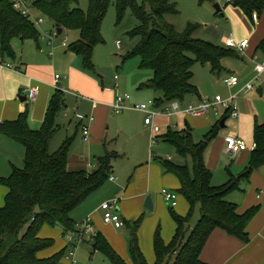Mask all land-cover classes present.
I'll use <instances>...</instances> for the list:
<instances>
[{
    "label": "trees",
    "instance_id": "1",
    "mask_svg": "<svg viewBox=\"0 0 264 264\" xmlns=\"http://www.w3.org/2000/svg\"><path fill=\"white\" fill-rule=\"evenodd\" d=\"M112 1L91 0L89 11L85 12L76 7L79 0H35L34 11L54 22L57 32L63 29L78 33L69 52L81 56L85 68L93 69L94 50L103 43L102 26ZM206 1L215 0H200L201 3ZM143 3L141 7L137 0H117L120 19L132 9L139 21L130 33L139 41L126 54L124 62L139 58L141 68L153 72L146 87L161 95L156 100L158 106L184 102L187 96L199 94L193 83L195 64L209 66L213 73L221 74L224 60L237 56L234 49L193 38L195 26H190L184 33L177 32L165 20L167 14L177 13L171 0H143ZM146 5L150 6L151 12H147ZM231 5L240 8L251 21L255 13L259 18L264 13V0H231ZM38 27L32 18L14 8L12 0H0V57L15 60V42L39 41L42 34ZM258 50L264 52V41ZM65 107V94L57 90L41 130L30 129L27 115L16 122L0 125L1 134L22 143L26 149L25 167L15 168L9 178L0 177V185L9 191L5 205L0 207V264H58L65 250L47 259L39 256L55 244L53 239L40 237L42 228L45 225L59 228L66 237L77 232L72 213L111 177L113 162L119 156L116 153L107 152L98 157V166L93 172L69 170L72 139H67L58 151L51 153V142L60 130L57 119ZM220 124L217 123L199 143L195 142L190 129L170 130L164 136L165 142L172 145L180 157L192 160V170L188 165L160 161L166 172L180 180L181 188L177 193L188 201L190 212L182 216L169 206L177 232L167 244L158 228L154 238L155 264H206L201 255L217 229L249 242L247 228L260 208L239 214L238 206L227 198L240 191L241 185L250 182L252 174L264 167V123L255 125L256 149L248 167L240 176H231L226 184L216 187L212 184L213 174L206 165L205 153L210 142L218 136ZM198 208L201 217L192 228L191 221ZM141 222L134 223L129 239L133 264H149L139 246ZM93 250L103 253L111 264H127L101 233L93 238Z\"/></svg>",
    "mask_w": 264,
    "mask_h": 264
},
{
    "label": "crops",
    "instance_id": "2",
    "mask_svg": "<svg viewBox=\"0 0 264 264\" xmlns=\"http://www.w3.org/2000/svg\"><path fill=\"white\" fill-rule=\"evenodd\" d=\"M220 12L222 17H225L224 10L221 9ZM251 22L255 24L254 21ZM255 25L257 29L251 39L247 38L244 34V40L248 39L250 41L249 46L244 53L234 49L237 56L224 60V70L221 74L213 73L210 69L212 76L220 78L224 73L228 75L234 74L238 75L241 80V84L236 88H230L225 83L227 86V90L225 91L227 96L230 97L233 94H238L240 101V117L238 119L228 118L227 120V122L229 119L232 120L235 128L232 129L227 127L226 122L225 128H221L218 136L210 142L205 153L206 165L213 174L212 184L216 181L215 172H217L222 166H225V169L221 171L220 176L221 180L225 181V184L231 179V176L238 177L244 172L249 165L251 154L254 151L255 125L256 123H264V76H262L261 81H254L256 72L254 71V64L252 63V58L256 55L261 59H264V52L258 50L260 44L264 41V13L262 17H260L259 23ZM54 31L57 32V30ZM54 31L53 29L50 32L45 31L46 34L47 32L49 33L50 39L47 38V35H42L39 41L26 40L24 42H15L14 50L16 52V59L6 60L15 65V70L0 68V125L7 122H16L21 116L27 115L30 129L34 131L41 130L49 105L57 90H61L65 94L66 107L64 111L68 108L66 95H78L77 99H88L87 96H82L78 91L84 92L83 85L85 81H93L89 77L81 75L76 70L70 69L71 59L68 55V51L65 52V57L61 56L59 59L56 58L54 52L55 38L60 35L52 38V33ZM64 32L65 31L63 30L62 34H64ZM78 37L79 34H75V41ZM225 40L221 42L222 46H226ZM49 49H51V51ZM233 59L237 60L235 61L236 63L231 61ZM59 70L69 71L71 75L70 78L67 79L65 90L62 89V79L58 84L56 83V75H59ZM250 82H253L255 85V91L247 94L241 92V89ZM114 86L116 87L114 88L115 90L119 88V79H115ZM32 88H37L39 90V95L35 101L29 98L27 92ZM197 88L199 94L189 95L186 97L188 100L185 99V103H198L201 100L210 99L202 94V90L198 86ZM148 89L153 90L152 88ZM105 90L111 91L112 87L106 88ZM153 91L156 94V98L151 101H156L161 95L155 90ZM130 101L128 102V105H130ZM113 103L100 105L92 102L93 113L95 112L98 116V124L96 125H93L95 122L94 114L91 116H83V120H81L78 126L81 128L84 126L90 127V139L92 136L94 137V135H96L98 126L103 120H106L109 112L112 111L114 113L112 108ZM139 113L144 116V125L142 123L144 131L147 129V126L145 125L146 114L143 112ZM120 114H123V112ZM91 118H94V121H91ZM221 121L212 117L192 118L184 115L158 117L155 122L161 127V133L156 135V137L168 144L165 142L164 136L170 130L184 131L190 129L195 140V135L206 136L211 129ZM163 127H165L164 130ZM225 129L227 130L222 136V130ZM230 135H236L245 140L248 144L249 151H245L235 157H230L227 154L226 144V138ZM152 136L153 134L151 132V139ZM83 137L85 140L84 133ZM53 141L51 142V145ZM105 142L102 145L105 154L109 152L119 155L113 162L112 174L107 182V184L111 183L112 185L108 187L107 184H105L106 187L103 186L101 189L93 193L72 213V219L76 223V229L79 231L84 221L89 219L93 225L95 235L101 233L116 253L127 264H133L129 250V235L124 232L122 234L121 230L127 228L130 231L129 234H131L134 223L141 220L142 222L138 230L139 246L146 261L149 264H155L157 257L154 238L158 228H160L162 238L167 244L173 240L177 232V224L170 214L169 204L162 193L163 190L166 189L178 195L177 206L175 207L178 214L187 216L190 212L188 201L185 197L177 193L181 188V182L174 174L166 172L162 164L159 165L156 163L158 158L156 160L154 155L151 154L148 156L146 150L142 152L141 158H139L137 162L129 163L125 167L123 163L117 165L116 162L119 158L123 157V154L121 153L120 155L118 151L109 149V145ZM195 142L197 141L195 140ZM25 155L26 149L22 143L0 133V177L9 178L15 168L23 169L25 167ZM225 156L231 160L230 165H222V160ZM97 158L98 156L94 157V163H90L82 157L71 159L70 156L69 170H86L93 172L98 166L96 163ZM131 173L134 174L135 179L130 177V181L127 183V177L128 175H131ZM132 179L134 181H132ZM214 185H217L216 182ZM8 192L9 191L6 187L0 185V207L5 205V199ZM117 192H123L121 198H116L115 194ZM235 194H240L241 197L233 198V196H236ZM149 195L152 196L154 204L153 211H149L145 208V202ZM115 199L119 201L118 212L125 223V226L120 229L104 222L102 205ZM227 199L229 202L238 206L239 214H244L252 208H260L258 214L247 228L249 242L245 243L240 239L231 236L225 230L217 229L213 232L204 248L201 260L206 264H264V167L255 171L251 176L250 182L242 184L241 190L232 193ZM165 202L167 205H165ZM148 213L149 216H147ZM40 237L43 239H53L56 244V246L54 244L55 247L53 246L51 249L40 253V258L47 259L64 250L65 252L67 251V253L69 252V243L62 241V238L66 236H64L61 229L45 225L40 232ZM93 238L90 236L85 242L91 245L92 256L103 254L93 250ZM63 263L71 264L67 257ZM77 264H79V260Z\"/></svg>",
    "mask_w": 264,
    "mask_h": 264
},
{
    "label": "rangeland",
    "instance_id": "3",
    "mask_svg": "<svg viewBox=\"0 0 264 264\" xmlns=\"http://www.w3.org/2000/svg\"><path fill=\"white\" fill-rule=\"evenodd\" d=\"M14 1V0H12ZM91 0H79L76 5L77 8L88 12L90 8ZM176 6L177 13L167 14L165 20L167 23L175 27L177 32L184 33L190 26H195L196 30L193 34V38L212 42L217 45H221V42L226 38H233L236 42H242L244 40V34L247 38L251 39L256 25L253 24L248 17L238 7H234L228 4L226 0L206 1L201 3L200 0H171ZM139 6H143V0H137ZM219 4L221 9L224 10L225 17H222L220 13L215 9V5ZM147 12H151L149 5H146ZM34 18H42L45 23L38 28L41 34L47 35L50 39V35L45 31L56 30L54 22L34 11ZM139 25V21L136 18L132 9L127 10L122 19L119 17L117 10V0H113L102 26L103 43L99 44L93 55V69H87L84 66V62L81 56L69 52V46L75 41L76 32L65 31L64 34L58 36L56 31L52 33V38H55L56 58L65 57V52H69L71 59V68L81 75L89 77L93 82L89 81L84 83L83 91H78L82 96H87L88 99H77L78 95H66L68 108L61 111L57 123L60 126V132L54 139L50 151L55 153L59 150L62 144L67 139L74 140L71 147L70 156L71 159L82 157L84 160H88L90 163H94V157L104 156L105 150L102 146L103 143L109 145V149L118 151L122 158H119L116 164L123 163L124 167L129 163L137 162L141 158L142 152L147 151V155H154L158 161L157 164H161L162 160L173 161L180 165H188L192 170L193 163L190 158H182L178 155L177 150L170 144L164 143L161 139L156 140V144H151V130L147 127L143 131L142 123L144 125V116L133 109H128L123 114H114L109 112L106 120H103L98 126V131L94 137L85 141L83 137V128L78 124L83 120V116L93 115L95 116V122L93 125L98 124V116L93 113L92 102L100 105L115 104L119 96L129 95L131 97L129 107L148 105L151 100L156 98V94L153 90L148 89L146 86L153 76L151 70H144L141 68V60L139 58H132L124 62L126 54L134 48L138 43V38H132L130 33ZM240 37V38H239ZM67 41L68 46L63 48V42ZM120 42L122 48L117 47V43ZM44 43V42H43ZM45 45V43H44ZM51 51V49H49ZM53 50V49H52ZM236 63L237 60H231ZM211 68L204 67L200 63L195 64L193 72L195 74V80L193 81L201 90L204 96L214 99L218 94L223 97H228L225 91L227 86L224 82L228 74H222V76L215 77L211 75ZM62 79V89L65 90L67 79L70 78L69 71H58ZM228 75V76H227ZM119 79V88L114 86L115 79ZM112 87L111 91H106V88ZM76 93V92H75ZM188 97V96H187ZM186 100H188L186 98ZM79 108V111H78ZM123 119V125H122ZM174 120V119H173ZM172 120V121H173ZM176 120V119H175ZM227 127L235 128L233 121L229 119ZM165 127H163V130ZM222 130V136L226 131ZM236 130V129H235ZM205 135H195V140L200 142L204 140ZM146 137V138H145ZM147 139V140H146ZM147 143V148H146ZM231 160L226 156L222 160V165H230ZM225 169L222 166L215 172L214 186H220L225 184V181L221 180V171ZM124 171V169H123ZM127 175V172H126ZM130 177L133 179L134 174L128 175L127 183L130 181ZM132 179V181H134ZM112 185L108 183L109 187ZM106 187V186H105ZM123 192H117L116 198H121ZM235 197H241L240 194H235ZM164 199V197H163ZM113 201V200H112ZM165 201V200H164ZM165 205L167 203L165 202ZM149 216V213L147 214ZM200 209L198 208L195 216L191 221V227L194 228L200 220ZM59 229V228H56ZM126 233L130 238L129 229L125 228L121 230V233ZM8 238L7 241H9ZM62 241L67 243V237H63ZM56 246V244H55ZM54 246V247H55ZM89 243L81 244L77 251V262L79 264H111L108 258L104 254L92 256V249ZM62 251L58 252L61 253ZM67 251L64 252L62 259L58 264H64L63 261L67 257ZM80 255V259H79ZM97 257V258H96Z\"/></svg>",
    "mask_w": 264,
    "mask_h": 264
},
{
    "label": "built area",
    "instance_id": "4",
    "mask_svg": "<svg viewBox=\"0 0 264 264\" xmlns=\"http://www.w3.org/2000/svg\"><path fill=\"white\" fill-rule=\"evenodd\" d=\"M228 4H231V0H226ZM34 2L35 0H14V8L22 13L25 17L32 18L35 23L40 26L45 21L42 18H34ZM259 16L257 13L253 15V21L255 24L259 23ZM47 34H49L47 32ZM57 34V32H56ZM58 35V34H57ZM250 41L248 39L242 42H236L233 38L229 37L225 40L227 48L237 49L244 53ZM120 42L117 43L119 49L122 48ZM67 41L63 42V47H67ZM252 63L254 64V71L256 72V77L254 81H261L262 76H264V59H261L259 56H254L252 58ZM0 68L7 70H15V65L11 62L6 61L0 57ZM118 79V78H116ZM61 80L60 75H56V83L58 84ZM225 83L230 88H236L241 84V80L238 75H229L225 78ZM255 91V85L253 82L246 84L241 92L250 93ZM29 98L35 101L39 95V90L37 88H32L27 91ZM131 100L129 95L119 96L112 106L114 113L120 114L128 109H133L139 112L146 114L145 125L151 130L153 136L151 139V144H156V135L161 133V127L156 124L155 120L158 117H174L179 115L189 116L192 118H216L221 121L225 116L230 119H238L240 117V101L238 94H233L228 98L223 97L222 95H217L214 99H204L198 103H185L181 101H174L167 105L158 106L156 101H151L148 105L134 106L129 107L128 102ZM91 121H94V118H91ZM83 133L85 140H89L91 136L90 127H83ZM227 144V154L230 157H235L245 151H249L248 144L242 138L236 135H230L226 138ZM253 149H256V144ZM171 160V158H169ZM163 195L166 198L169 206H177L178 195L176 193L170 192L169 190H163ZM118 200L115 199L110 202H106L102 205L104 211V222L108 225H113L117 229L123 228L125 223L118 212ZM90 236L92 238L95 236L93 225L89 219L84 221L82 227L79 231L69 234L67 240L69 243V252L67 258L70 260L71 264H77V251L81 244L85 243Z\"/></svg>",
    "mask_w": 264,
    "mask_h": 264
},
{
    "label": "water",
    "instance_id": "5",
    "mask_svg": "<svg viewBox=\"0 0 264 264\" xmlns=\"http://www.w3.org/2000/svg\"><path fill=\"white\" fill-rule=\"evenodd\" d=\"M215 9L217 10V12H220L221 11L220 5L219 4H216L215 5ZM62 33H63V29H59L58 30V35H62ZM227 120H228V117L224 118L221 121V124H220L221 125V128H225V126H226L225 124H226ZM145 208L147 210H149V211H153V209H154V204H153V200H152V196L151 195H149L147 197V199H146Z\"/></svg>",
    "mask_w": 264,
    "mask_h": 264
}]
</instances>
